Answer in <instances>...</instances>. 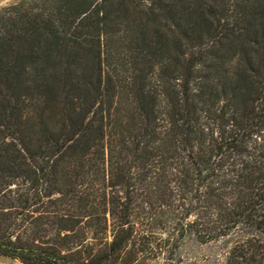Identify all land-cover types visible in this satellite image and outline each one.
I'll list each match as a JSON object with an SVG mask.
<instances>
[{
    "label": "trees",
    "instance_id": "obj_1",
    "mask_svg": "<svg viewBox=\"0 0 264 264\" xmlns=\"http://www.w3.org/2000/svg\"><path fill=\"white\" fill-rule=\"evenodd\" d=\"M264 264V0L0 8V255ZM164 256V257H162Z\"/></svg>",
    "mask_w": 264,
    "mask_h": 264
},
{
    "label": "rangeland",
    "instance_id": "obj_2",
    "mask_svg": "<svg viewBox=\"0 0 264 264\" xmlns=\"http://www.w3.org/2000/svg\"><path fill=\"white\" fill-rule=\"evenodd\" d=\"M17 0H0V8L14 3ZM240 234L221 239L219 241L201 244L193 237H186L177 252L181 264H225L226 252L232 247ZM164 257V256H162ZM157 261H148L147 264H163ZM0 264H22L19 260L0 255Z\"/></svg>",
    "mask_w": 264,
    "mask_h": 264
}]
</instances>
